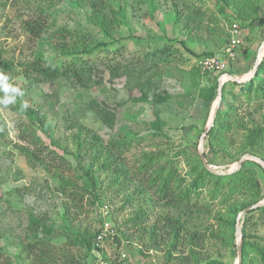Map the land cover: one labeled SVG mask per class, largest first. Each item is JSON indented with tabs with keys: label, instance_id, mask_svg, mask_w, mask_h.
<instances>
[{
	"label": "rangeland",
	"instance_id": "obj_1",
	"mask_svg": "<svg viewBox=\"0 0 264 264\" xmlns=\"http://www.w3.org/2000/svg\"><path fill=\"white\" fill-rule=\"evenodd\" d=\"M69 1L30 0V3L32 7L53 3L57 15L50 19L52 29L68 25L70 30L74 31L79 27L92 32L94 39L101 40L102 35L88 23L89 9L74 10L68 5ZM242 1L246 2V0ZM193 3L196 9L201 10L199 17L202 18L203 23H195L186 29L185 19L176 20L171 0H155L157 11L154 14L148 2L128 0L127 25H123L116 36L124 46L122 51L124 59L141 56L148 49L155 50L165 44H172L174 51H178L173 55L171 63L159 66V69H162L159 72L161 75L152 77L154 86L151 92L170 96L166 103L159 106H155L152 101L135 103L133 98L138 97L139 92L128 88L125 76L113 79L110 72L101 65L99 56L93 59L94 82L89 88L76 87L62 79L52 84H38L22 76L11 78L8 84L23 92V96H18L23 104L41 106L40 112L46 114L47 121L53 129V136L61 146H51L50 139L38 131L46 144L60 155H64V146H68L70 150L74 148L71 136L77 132L76 126L83 125L99 134L106 144L112 140L130 142L131 150L125 151L121 158L128 168L137 164L144 153L165 152L167 159L174 157L179 161L181 172L186 173L190 170L188 164L200 159L201 136L208 126L210 111L218 98L210 105L206 98L199 95L202 89L213 86L216 78L219 79L222 75L201 71L200 75H193V71L199 68L200 61L204 58L195 55L223 52L232 26L239 24L242 28L241 38L244 44L238 49L237 59L228 67V72L238 73L247 67L252 68L259 47L264 41L263 5H260L255 18L244 22L233 18L232 7H228L222 0L205 2L194 0ZM25 4L27 5L25 0H0V53L3 59L12 60L16 65L32 58L33 45L21 24L22 19L31 15ZM185 14H190V10L186 9ZM181 42H186L188 49ZM102 55L104 56L105 53L100 56ZM155 72L157 73V70L150 73V77ZM251 74L250 71L244 76L237 77L247 79ZM194 82L199 86L196 87ZM2 86L0 82V89ZM4 96L5 93L0 90V101ZM92 99L115 113L113 128L104 125L88 108V103ZM12 106L13 103L8 105L0 103V236L4 250L16 262L43 264L39 257L37 258V252H32L28 246L26 247L27 241L22 244V240L27 236L30 214H34L45 218L49 224H55L53 243L68 248L70 256L76 261L75 264H83L86 249L80 244L81 237L87 235L86 231L91 233L99 229L100 222L104 219L101 212L107 209L108 220L110 218L111 225L116 228L117 236L119 235L122 240L115 255L113 253L115 247L111 246L116 242L107 245L109 250L105 251L106 254L111 252V257H117L124 252L129 257L127 264H179V261L175 260L177 254L170 260L162 246L161 250L154 248L150 234L145 231L165 212L163 204L154 203L150 192L132 194V200L127 204L125 199L134 191L136 183L130 186L131 192L118 194L109 186L110 177L107 176L109 173L91 168L89 159L81 160V165H78L70 155L67 159L79 175L81 184L92 191V182L85 175V171L91 169L96 179V191L100 195L95 207L89 206L84 210L74 211L72 206L71 213L69 212V217L72 218L71 224L65 215L64 204L68 202L56 191L57 182L52 177L53 172L47 171L37 162L30 163L22 152V148H27L28 143L23 141L22 129L19 127L24 124L23 121L26 122V119L14 112ZM156 114L167 125L162 133L152 128V122L158 117ZM262 114L264 115V110ZM206 152L209 154V150ZM209 158L210 161L215 160L210 154ZM235 163L219 158L212 165L217 167V170L226 172ZM247 167L256 168L251 162L247 163ZM64 174L66 177L74 176L68 168L65 169ZM258 180L264 188L262 172H259ZM140 208L147 214L144 226L141 229L130 225L126 227L127 221L136 217V211ZM219 209L223 213L227 211L226 208L216 205L204 209L205 213L200 215L198 224L195 223L193 229L204 232L207 236L212 233L217 236L218 232L222 231L215 215ZM69 224L72 225L71 228ZM227 233L226 244H221L219 240L211 237L204 243L201 253L204 258H211L223 264H241L242 260H238L234 248V243L236 246L239 244L236 227L233 231L231 226H228ZM79 234L81 237L78 236ZM73 242L79 245L74 246ZM62 261L64 262V259Z\"/></svg>",
	"mask_w": 264,
	"mask_h": 264
},
{
	"label": "trees",
	"instance_id": "obj_2",
	"mask_svg": "<svg viewBox=\"0 0 264 264\" xmlns=\"http://www.w3.org/2000/svg\"><path fill=\"white\" fill-rule=\"evenodd\" d=\"M141 1L148 2L153 14L157 11L155 0ZM171 1L176 20L185 19L184 27L186 29L195 23H203L202 18L199 17L201 10L195 8L194 0ZM197 1L205 2L206 0ZM222 1L228 7H232L233 18L244 22L255 18L260 5L264 6V0ZM25 2L31 15L22 19L21 24L33 45L32 58L16 65L12 60L3 59L0 53V71L8 77L7 83L15 76H22L24 79L38 84H52L62 79L73 86L89 88L94 82L95 62L93 59L99 56L101 65L110 72L113 79L125 76L128 88L139 92V96L133 98L135 103L152 101L155 106H159L169 100L170 96L151 92L154 86L152 77L160 76L159 72L162 69H159V66L171 63L173 55L178 51H174L175 48L172 44H165L155 50L148 49L141 56L124 59L122 53L124 46L116 36L120 28L127 25L128 0L69 1L68 5L74 10L89 9L88 23L102 35L101 40L94 39L92 32L79 27L74 31L70 30L68 25L52 29L50 19L57 15V9L53 3L38 4L37 7H32L30 0H25ZM186 9L190 10V14H185ZM197 27L200 28L199 25ZM181 44L187 48L186 42H181ZM103 53L105 55L100 56ZM214 54L211 52L194 55L205 58ZM122 57L123 60H121ZM253 67L254 64L251 69ZM156 70L157 73H153L150 77V73ZM200 71L199 68L195 69L193 75H200ZM228 73L234 74L233 72ZM11 74L13 75L10 76ZM217 79L213 86L202 89L199 95L206 98L210 105L218 97ZM1 83L3 84V82ZM194 85L199 86L197 83ZM23 105L25 104L16 97L12 106L14 112L26 119V122L23 121L24 124L19 127L22 129L23 141L28 143L27 148H22V152L28 157L30 163L37 162L47 171L53 172L52 177L57 182L56 191L68 202V204H64L65 215L71 224L72 218L69 217L71 207L73 206L74 211L84 210L89 206L95 207L100 195L96 191V179L91 169L86 170L85 175L92 182V191L81 184L79 175L72 167L70 160L67 159V156L70 155L74 157L78 165H81V160L89 159L91 168L109 173L107 174L110 177L109 186L118 194L131 192L130 186L136 183L134 191L125 199L127 204L131 202L132 194L136 192L145 194L150 192L154 203L163 204L165 212L150 225L149 229H144L150 234L154 248L161 250L162 246L170 260L177 254L175 260H178L179 264H200L202 262L223 264L211 258H204L201 253L204 243L212 237L219 240L221 244H226L227 227L231 226V229L235 230L238 212L264 200V188L258 180L259 172L264 174V169L255 161H246L238 172L221 176L207 170L198 159L193 164L188 162L190 170L183 173L176 158L167 159L165 152H156L144 153L138 159L137 164L128 168L121 158L125 151L131 150L130 142L112 140L106 144L99 134L83 125L76 126L77 132L71 136L74 148L70 150L68 146H64V155H60L48 146L43 137L38 134V131H41L48 137L51 146H61L53 136V129L47 121L46 114L40 112L41 106L26 104L25 108ZM88 108L104 125L109 128L114 127L116 120L114 112L93 99L88 103ZM263 110L264 57L256 75L250 81L245 84L228 81L224 84L222 105L217 112L214 126L206 137L205 151L209 150V154L215 158L214 161H210L209 154L206 152L208 163L215 164L219 158L225 159L229 163L237 162L246 153L264 160ZM152 128L162 133L167 125L158 116L152 122ZM249 162L253 163L256 168H248L247 163ZM66 168L73 172L74 176L66 177L64 174ZM214 205L227 209L225 213L220 209L215 213L222 231H219L217 236L214 233L207 236L204 232L201 233L193 229L195 223L198 224L200 215L205 213L204 209ZM136 212V217L128 220L126 227L130 225L141 229L144 226L146 212L141 208ZM71 224H69L70 228ZM241 225V264H264V233L261 234L264 232V206L246 214L241 219ZM55 231V224H49L45 218L30 214L27 236L22 240V244L27 241L26 247L28 246L32 252H37V258L39 257L43 264H75L76 261L70 256L68 248L53 243ZM97 233L98 230L91 233L86 231L87 235L83 237L81 234L78 235L81 237L80 244L86 249L83 264H91L94 261V240ZM121 240L118 235L116 244L113 246L116 250L113 252L114 255L120 248ZM73 245L79 244L73 242ZM234 248L237 256L235 243ZM104 255L107 256L106 253ZM128 258L124 264L129 262ZM0 264H25L16 262L4 250L1 245V236Z\"/></svg>",
	"mask_w": 264,
	"mask_h": 264
},
{
	"label": "built area",
	"instance_id": "obj_3",
	"mask_svg": "<svg viewBox=\"0 0 264 264\" xmlns=\"http://www.w3.org/2000/svg\"><path fill=\"white\" fill-rule=\"evenodd\" d=\"M242 37V28L239 24H234L230 30V37L225 49L221 53H215L212 56L203 58L200 61L199 69L201 72L211 74H225L228 72L229 64L237 59L238 49L244 44ZM104 217L100 222L97 236L94 240V261L91 264H124L128 258L126 253H121L115 263L117 257H111V252L104 256V252L108 251V246L115 243L117 237V230L111 225L110 218L108 220L109 212L107 209L102 210ZM112 245L111 247H113ZM105 252V253H106Z\"/></svg>",
	"mask_w": 264,
	"mask_h": 264
},
{
	"label": "water",
	"instance_id": "obj_4",
	"mask_svg": "<svg viewBox=\"0 0 264 264\" xmlns=\"http://www.w3.org/2000/svg\"><path fill=\"white\" fill-rule=\"evenodd\" d=\"M264 57V41L262 42L261 46L259 47V50L257 52V59L256 62L254 64V67L252 69V76L248 79H240L237 76L231 75L229 73H225L222 74L220 76V78L218 79V98L217 100L214 102V109L210 115V119H209V123L207 128L205 129L204 133L201 136V140H200V160L203 164V166L209 170L210 172L217 174V175H221V176H227V175H232L236 172H238L244 165V163L246 161H255L258 164H260L262 166V168L264 169V160L261 159L258 156H255L253 154L250 153H246L244 154L233 166L229 171H219L217 170V167L210 165L208 163V160L206 158V151H205V146H204V142L206 137L209 135L212 127L214 126V122L217 116V112L220 109L221 105H222V100H223V86L226 82L228 81H232V82H236L238 84H245L248 81H250L257 73L258 69H259V65L261 63V61L263 60ZM264 206V200L251 205L245 209H243L242 211H240V213L238 214V223L236 225V232L237 235L239 236V244H237V256H238V260L242 259V229H241V219L248 214L250 211L256 210L258 208H261Z\"/></svg>",
	"mask_w": 264,
	"mask_h": 264
},
{
	"label": "clouds",
	"instance_id": "obj_5",
	"mask_svg": "<svg viewBox=\"0 0 264 264\" xmlns=\"http://www.w3.org/2000/svg\"><path fill=\"white\" fill-rule=\"evenodd\" d=\"M7 80L8 77L4 73L0 72V82H3L2 89L0 90H2L5 93V96L3 100L0 101V103H3L4 105L12 104L15 102L16 97L23 96V92L20 89L9 85L7 83ZM8 93H13L14 95H7ZM23 107L26 108L27 105L25 104L23 105Z\"/></svg>",
	"mask_w": 264,
	"mask_h": 264
},
{
	"label": "crops",
	"instance_id": "obj_6",
	"mask_svg": "<svg viewBox=\"0 0 264 264\" xmlns=\"http://www.w3.org/2000/svg\"><path fill=\"white\" fill-rule=\"evenodd\" d=\"M250 71H252V69H250V67H247L244 71H240L238 73H234V76H244L245 74H247Z\"/></svg>",
	"mask_w": 264,
	"mask_h": 264
},
{
	"label": "bare ground",
	"instance_id": "obj_7",
	"mask_svg": "<svg viewBox=\"0 0 264 264\" xmlns=\"http://www.w3.org/2000/svg\"><path fill=\"white\" fill-rule=\"evenodd\" d=\"M251 76H252V74H251ZM251 76H250V77H251ZM250 77H249V78H250ZM247 79H248V78H247Z\"/></svg>",
	"mask_w": 264,
	"mask_h": 264
}]
</instances>
